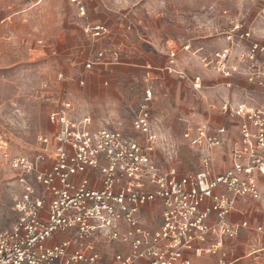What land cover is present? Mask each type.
<instances>
[{"label": "built area", "instance_id": "obj_1", "mask_svg": "<svg viewBox=\"0 0 264 264\" xmlns=\"http://www.w3.org/2000/svg\"><path fill=\"white\" fill-rule=\"evenodd\" d=\"M71 1L87 17L82 0ZM231 25L226 46L202 59V65L224 78H242L258 91V105L225 102L218 108L240 121L241 141L224 138L226 126L219 135L208 124L188 127L183 137L200 151V169L165 168L153 158L159 138L153 131L152 88L143 92L133 134L107 127L91 130L92 118L73 119L72 103L62 98L49 116L56 126L54 137L38 138L42 149L33 160L3 153L19 174L22 192L13 208L15 222L0 231V264H107L102 242L122 248L114 264H193L192 258L219 254V263L225 264V240L249 228L247 221H229L238 201H260L264 210L259 187L264 179V43L254 39L243 21ZM84 32L94 43L111 36L103 24H87ZM39 47L42 55H58L43 42ZM181 52H192V45L172 47L169 74L176 73ZM90 59L84 62L81 86L95 67L123 63L121 51L114 49L98 50ZM192 86L202 91V77H194ZM227 144L231 165L217 172L216 154ZM145 214L159 217L158 225L150 229Z\"/></svg>", "mask_w": 264, "mask_h": 264}, {"label": "rangeland", "instance_id": "obj_2", "mask_svg": "<svg viewBox=\"0 0 264 264\" xmlns=\"http://www.w3.org/2000/svg\"><path fill=\"white\" fill-rule=\"evenodd\" d=\"M82 3L87 17L80 16L78 6L71 0H0V231L11 228L15 222L13 208L20 196L19 174L3 153L33 160L42 149L38 138L54 137L56 126L49 116L58 109L62 98L72 103L76 120L90 116L97 124L133 134L131 127L143 92L147 86H153L156 94L153 131L159 138L155 149L157 164L182 172H195L201 167L200 151L182 136L188 127L207 124L210 113L206 101L210 91L205 90L211 88L195 94L174 82L165 86L155 78L152 80L142 69L120 65L115 66L121 67L118 74H100L87 88L80 85L84 72L81 62L88 58L94 61L98 51L96 46L85 54L86 48L92 43L105 47L108 39L94 43L84 32L87 24H94L96 8L101 7L110 21L115 18L121 24L130 20L140 36L127 35L129 40L137 46L143 37L153 43L154 47L148 48L156 56L166 43H174L175 48L189 40L205 39L209 42L204 52L208 54L206 58H211L226 46L225 35L235 21H243L252 29L254 39L264 43V0H82ZM39 42L56 50L58 55L40 54ZM108 47L111 45L100 49L110 50ZM121 53L123 60L132 55L128 46ZM131 69L136 73H129ZM95 72L94 68L92 73ZM62 73L64 79L59 78ZM105 79H109L108 85L103 83ZM145 219L150 229L160 221L149 214H145ZM102 245L106 263L114 264V255L122 249L117 244L102 242Z\"/></svg>", "mask_w": 264, "mask_h": 264}, {"label": "crops", "instance_id": "obj_3", "mask_svg": "<svg viewBox=\"0 0 264 264\" xmlns=\"http://www.w3.org/2000/svg\"><path fill=\"white\" fill-rule=\"evenodd\" d=\"M90 11V10H89ZM95 13L97 18L92 20L94 24H103L107 26L111 31V36L107 39L105 43V47L102 43L99 44H91V46L86 48L85 54L90 53L91 50L95 49L97 46V50H101L100 48H107L108 44L111 47L108 49L114 50H125L127 46L129 47V52L131 57L125 56L123 63L120 65L121 67H130L133 69L139 68L146 71L147 77H153L150 79H154L155 81L162 82L165 86L169 82H174L175 84L194 92L195 94H200L206 89L207 97L209 100L206 101L208 105L210 116H208L207 124L210 127L211 133L214 135H219V129L222 126H226L227 134L224 138H227L231 141H241L240 134V121L238 119H230L226 116H223L218 112V108L225 102H229L233 105L236 104H247L248 106L258 105V101H262L260 97H258V91L254 89V87L247 83L242 78L233 77V78H224L220 75H216L213 72L205 69L202 65V59L206 58L208 54L204 51V47L206 40L193 39L189 40L185 43L178 44L177 46L180 48L183 44L190 43L192 45V52L186 53L181 52L178 55V64L176 69V73L169 74L167 69L169 68V51L174 46L173 44H165L159 50V56H156L148 46H152L153 43L145 40L142 37L143 42L135 46L129 40L127 35L136 34L140 36L138 33V28L132 24L130 20L125 21L124 23H118L115 18L111 21L107 16L106 12H104L101 7L95 9ZM128 24L132 25V28H128ZM108 42V43H107ZM95 45V46H94ZM130 45V46H129ZM214 47L215 44L212 43ZM154 47V46H152ZM137 53L134 52V50ZM195 53V54H194ZM137 55L135 58L134 56ZM81 62L82 68H85V65ZM120 67V68H121ZM118 67H103L98 66L95 67V73H88L86 76V84L84 88H87L90 83L95 79L97 75L108 76L109 74L119 73ZM131 69L129 73H136L135 70ZM178 72L185 74V77H181L178 75ZM99 73V74H97ZM98 76V77H99ZM196 76H200L203 79V89L202 91L196 92L192 86V79ZM100 78V77H99ZM109 80V79H108ZM105 79L103 83L105 85L109 84V81ZM107 84H106V83ZM228 84L230 86H228ZM150 86H147L148 88ZM153 92L154 87L151 86ZM155 94V92H154ZM204 94V93H203ZM206 98L205 95H202ZM209 103H211L209 105ZM156 94H155V103L153 105V119L156 112ZM73 111L70 113L73 116ZM91 130H98L101 127H107L111 129H118L122 132L125 130L121 128H113L111 126H107L104 124H97L95 120H93ZM133 124V123H132ZM153 128H154V120H153ZM132 129V127H131ZM187 129V128H186ZM185 129V131H186ZM133 130V129H132ZM183 131V134L184 132ZM126 133V132H125ZM183 137V136H182ZM156 151L153 154V158L155 160ZM156 161V160H155ZM231 165V151L230 144H227L222 150H219L216 154L215 168L217 172L223 171ZM199 170V169H198ZM197 171V170H196ZM19 185V184H18ZM260 190L264 197V179L260 178ZM20 195L22 189L19 185ZM14 212V211H13ZM16 215V214H15ZM229 221L232 224H241L244 221L249 223V228L241 229L238 236L234 240H225L224 253L226 257L223 259L225 264H264V210L263 204L260 201L251 200V199H241L238 201L235 211L229 217ZM261 227L262 230L259 231L258 228ZM104 246L101 245V249ZM121 248L120 246H117ZM122 249V248H121ZM193 264H220L221 254L217 256H203L202 258H192ZM139 264H146L145 262H141Z\"/></svg>", "mask_w": 264, "mask_h": 264}]
</instances>
